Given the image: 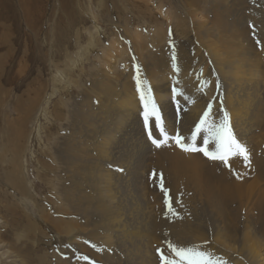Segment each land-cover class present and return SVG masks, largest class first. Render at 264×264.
Listing matches in <instances>:
<instances>
[{
	"label": "rangeland",
	"instance_id": "rangeland-1",
	"mask_svg": "<svg viewBox=\"0 0 264 264\" xmlns=\"http://www.w3.org/2000/svg\"><path fill=\"white\" fill-rule=\"evenodd\" d=\"M217 47L234 52L247 78L237 79L232 107ZM137 78L160 110L168 139L159 147L149 130L165 137L154 117L145 128ZM0 95V264H162L168 243L199 246L219 264H264V0H0ZM209 105L210 122L228 113L249 163L212 160L173 139L192 145ZM174 152L200 160L199 176L213 183L229 173L240 199L219 212L189 172H174ZM74 183L87 195L81 216L62 219L57 202ZM42 213L81 231L60 234Z\"/></svg>",
	"mask_w": 264,
	"mask_h": 264
},
{
	"label": "bare ground",
	"instance_id": "bare-ground-1",
	"mask_svg": "<svg viewBox=\"0 0 264 264\" xmlns=\"http://www.w3.org/2000/svg\"><path fill=\"white\" fill-rule=\"evenodd\" d=\"M225 1V0H224ZM237 32H235V36L237 35L238 36V34H236ZM234 36V35H233ZM234 36V37H235ZM237 36H236V38H237ZM209 39V38H208ZM91 40V39H90ZM241 43V41L240 40H237V44H240ZM89 46V45H88ZM209 48V47H208ZM212 48V47H211ZM210 49V48H209ZM219 51H221V49H219L218 47L217 48H215V49H212V52H213V54H212V56H213V59H214V62L215 63H217V64H219L220 65V67H221V70H224V69H227L228 68V70L227 71H225L224 72V74L225 75H228L227 76V79H228V91H227V93H228V95L226 96L225 95V100H226V102L225 103H228L229 104V106L230 105H232L233 104V101L231 100V98L233 97V95H236L237 93H236V91H235V87H236V85H237V83H236V81H237V79L239 80V78L241 77V76H243L244 74L241 72V73H239V75H237V73H236V71H237V69H238V65H235V62H237V58H235V54H234V52L233 51H231V50H227L226 48L224 49V51H221V53H219ZM243 53H244V51H243ZM239 55V54H238ZM246 56V55H245ZM242 58V57H241ZM244 58V57H243ZM241 59L242 61H245L244 59ZM246 58V57H245ZM247 60H248V58H247ZM239 62V61H238ZM248 63V62H247ZM146 64V63H145ZM238 64V63H237ZM245 64V63H244ZM247 65H250L249 63L247 64ZM241 66V65H240ZM240 68V67H239ZM97 70V69H96ZM240 70V69H239ZM250 70V69H249ZM242 71H243V69H242ZM244 72H245V70H244ZM253 72V71H252ZM246 75V74H245ZM225 77V76H224ZM245 77V76H244ZM241 78H243V77H241ZM240 78V79H241ZM249 78V77H248ZM104 79H106V77L104 78ZM244 79V78H243ZM245 79H247V78H245ZM244 79V80H245ZM253 79V78H252ZM242 80V79H241ZM250 80V79H249ZM113 81V80H112ZM108 82V81H107ZM111 82V81H110ZM248 82V81H247ZM251 83L250 84H252V82L253 81H250ZM102 83H104V82H102ZM242 83V82H241ZM105 84H108V83H105ZM243 84V83H242ZM246 84V83H245ZM258 85V84H257ZM239 86V85H238ZM107 87V86H106ZM248 87V86H247ZM250 87V86H249ZM109 88V87H108ZM245 88V87H244ZM251 88H253V87H251ZM111 91V90H110ZM114 91V90H113ZM130 91V90H129ZM241 92V91H240ZM243 92V91H242ZM247 92V91H246ZM252 93L253 94H255V92L254 91H252V89H251V91L250 90H248V92H247V95L250 97H252ZM128 96V95H127ZM161 97H164V95H160ZM0 97H1V95H0ZM237 97V96H236ZM236 97H235V100H236ZM248 97V98H249ZM157 98H159V97H157ZM165 98V97H164ZM254 98V97H253ZM252 98V99H253ZM126 99V101H127V105H133V101H132V99L131 98H129V96H128V98L126 97L125 98ZM234 99V98H233ZM247 99V98H246ZM250 99V98H249ZM0 100H1V98H0ZM164 100V99H163ZM163 100H160L161 102L163 101ZM239 100V99H238ZM125 101V100H124ZM253 101H255V100H253ZM121 102H122V100H121ZM236 102V101H235ZM240 102V101H239ZM251 102V101H250ZM238 103V102H237ZM20 103H18L17 104V106H15L16 108H13L14 109V111L16 110V111H18V110H20V105H19ZM245 104V103H244ZM249 105L250 104H253V102L252 103H248ZM162 105H164L163 103H162ZM169 106V105H168ZM245 106H246V104H245ZM245 106H243V107H245ZM22 107V106H21ZM230 107H232V106H230ZM242 107V108H243ZM233 108H235V107H233ZM239 108V107H238ZM12 109V108H11ZM164 109H167L166 107L164 108ZM240 110V109H239ZM247 110H249V109H247ZM108 111V110H107ZM233 111V110H232ZM234 111H236V110H234ZM111 112V111H110ZM190 112H192V110L190 111ZM238 112H240V111H238ZM238 112H236L238 115H237V118L238 117H240V114L238 113ZM243 113V112H242ZM26 114V113H25ZM25 114L22 116V118H23V121L25 120ZM194 114V113H193ZM245 114V113H244ZM248 114V113H247ZM195 115V114H194ZM190 116H192L191 114H190ZM233 116H235V114L233 115ZM242 116V115H241ZM248 116V115H247ZM196 117V116H195ZM194 117V118H195ZM262 117L264 118V114H262ZM235 118V117H234ZM8 119V118H7ZM239 119V118H238ZM237 119V120H238ZM0 120H2V122L4 123V121H5V114L4 113H1L0 114ZM236 120V119H235ZM19 122V121H18ZM21 122V121H20ZM232 122V121H231ZM235 123H237L236 121H235ZM242 124H244V123H242ZM245 124H246V122H245ZM12 124H10V125H8V127H10ZM21 125H22V123L20 124V123H17L15 126L18 128L17 130H19V128L21 127ZM240 125V124H239ZM238 125V126H239ZM15 126H14V128H15ZM237 126V127H238ZM243 126V125H242ZM236 128V127H235ZM244 128V127H243ZM21 129V128H20ZM237 130H238V128H237ZM248 130V129H247ZM246 130V131H247ZM245 131V130H244ZM249 131V130H248ZM237 132V131H236ZM240 133V132H239ZM248 133V132H247ZM132 136V135H131ZM4 137H1L0 138V154H2V153H4L5 154V152H4V148H5V146H4V144H5V142H4ZM67 144V143H66ZM71 145V144H70ZM68 148H69V146H67L63 151L62 150H58V151H60L59 153H57V157H59L60 158V155L61 154H67V150H68ZM76 147L74 146V148L72 149V150H70V151H73L74 149H75ZM62 149V148H61ZM82 152V151H81ZM69 153V152H68ZM63 154V155H64ZM4 157H5V155H3L2 156V158H3V160H2V162L3 163H5L6 161H7V159H5L4 160ZM17 157L18 156H15L14 157V159H12V161L10 162V165L12 164V167H13V171H15L14 169L16 168V167H14V163L16 162V159H17ZM16 158V159H15ZM171 158L173 159V162H172V166H173V170H174V172L175 173H181V171L183 172H189L190 173V177H189V180L195 185V186H198L199 188H198V190L199 191H201V192H203L204 194H205V196H206V198H207V201L208 202H210L214 207H216L217 209H218V211L219 212H222V209L224 208V206H226V201H231V202H233V200L235 201V200H239L240 199V197H239V195H240V192L242 191L241 189L242 188H240L239 187V184H238V181H236V179H233L230 175H229V173H224V174H222L219 178H220V181L218 182V183H213L211 180H209V179H205V178H203V177H200L199 175H201V174H199L198 173V171L197 170H199L200 169V167L202 166V165H199V163H200V160L198 161V160H196L195 159V157H193V156H188L187 158H188V160H186L185 158V156L184 155H182V154H180V153H178V152H174V154H172L171 155ZM54 159H55V157H54ZM203 167V166H202ZM69 168V167H68ZM17 169V168H16ZM172 169V168H171ZM71 170V169H70ZM12 171V172H13ZM63 171V170H62ZM17 172H18V170H17ZM16 171H15V174L17 173ZM21 172V171H20ZM9 176H11V175H9V173H8V176L7 177H9ZM15 177H16V175H15ZM21 178L20 179H17L19 182H18V186H17V190H18V192L20 193V194H22L23 193V195L24 194H26L27 192H28V190H27V188H26V184H25V181L24 180H22L23 178H22V176H20ZM6 178V177H5ZM4 178V179H5ZM14 180H15V178H13ZM65 179V178H64ZM11 180V179H10ZM9 179H7V181H6V184H7V182L8 181H10ZM68 180V179H67ZM67 180H65L66 182H68ZM79 180V179H78ZM21 181V182H20ZM11 183H12V180L10 181ZM14 182V181H13ZM107 182V181H106ZM70 183V182H69ZM108 183V182H107ZM178 183V182H177ZM16 183H14V184H12V185H15ZM111 184V183H110ZM179 185H180V183H178ZM65 185V184H64ZM82 185V184H81ZM182 185V184H181ZM180 185V186H181ZM186 185V184H185ZM7 186H9L8 184H7ZM11 187V186H10ZM65 187V186H64ZM63 187V188H64ZM71 187V186H70ZM81 186H80V184L79 183H74V185H73V190L72 191H68V189H67V187H66V189H63V194H62V197H61V199H60V202H57V207H56V210H55V213L57 214V215H61L62 216V219H66L67 217H69V216H71V215H80L81 216V214H80V211H78L77 210V204L78 203H80V202H82V197L83 196H85V197H87V195L85 194H83L84 193V191H81ZM99 190H100V188L99 187H97ZM177 188H179V187H177ZM181 188V187H180ZM182 189V188H181ZM195 189V188H194ZM78 191V192H76L75 193V191ZM83 190V189H82ZM77 193H79L80 194V197L79 196H77V197H75V195L77 194ZM65 196V201H64V203H62V199H63V197ZM89 199V198H88ZM231 202H230V204H231ZM237 202V201H236ZM35 204V203H34ZM53 204V206H54V203H52ZM68 204H70V207L68 208L67 207V205ZM79 206V205H78ZM74 209H75V212H74ZM41 214V213H40ZM221 214V213H220ZM42 218L44 217L45 219H46V221L45 222H47V224L48 225H50L51 227H53L54 228V230H56L57 232H59L60 234H63V233H66V234H69V232L71 233L72 232V230H75V231H77V232H80L81 230H80V227H81V225H79V224H77V226H75V223L74 222H69V221H66V223H65V221L64 220H62V219H59V218H56V219H53V218H51L50 216L49 217H47L45 214L43 215V213H42ZM44 221V220H43ZM83 228V227H82ZM226 242V241H225ZM223 244H224V241H223ZM222 244V245H223ZM229 247V246H228Z\"/></svg>",
	"mask_w": 264,
	"mask_h": 264
},
{
	"label": "snow or ice",
	"instance_id": "snow-or-ice-1",
	"mask_svg": "<svg viewBox=\"0 0 264 264\" xmlns=\"http://www.w3.org/2000/svg\"><path fill=\"white\" fill-rule=\"evenodd\" d=\"M175 59V56H173ZM137 89L140 91V99L144 106V124L145 128L149 126L150 118H155V126L160 129L161 135L165 137V141H160L153 138L152 132L149 130L148 137L152 140V143L157 147L161 143L166 142L168 139L167 133L163 128V121L160 114V110L155 103L154 98L151 95V89L148 88L147 91L141 90V81L137 78ZM177 89L173 88V95H177ZM211 114V105H209V110H206L196 124L195 130L192 133L191 139L193 141L192 145L182 144L181 141L184 139L182 136L174 137L177 144H180L185 151H199L202 152L206 157L212 160H220L227 164L228 157L233 155H240L243 157L245 163H249V153L245 145L240 143L231 127L230 118L227 112H224L223 119L219 124L215 122H210L209 117ZM205 133L203 137L204 147L197 148L195 141L200 133ZM210 141H214L216 144L215 151H209L208 144ZM161 188L165 191V203L169 206V211H174L171 208V204L168 199L167 190L163 189V183L161 178ZM168 248L170 249L171 255L166 256L161 252L162 264H219L218 261L214 260L210 253L202 250L199 246H177L172 243H168ZM161 250L158 249V252Z\"/></svg>",
	"mask_w": 264,
	"mask_h": 264
}]
</instances>
